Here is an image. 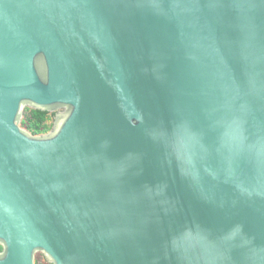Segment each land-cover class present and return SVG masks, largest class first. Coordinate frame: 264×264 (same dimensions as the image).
<instances>
[{
    "label": "water",
    "instance_id": "95a60500",
    "mask_svg": "<svg viewBox=\"0 0 264 264\" xmlns=\"http://www.w3.org/2000/svg\"><path fill=\"white\" fill-rule=\"evenodd\" d=\"M0 247L264 264V0H0Z\"/></svg>",
    "mask_w": 264,
    "mask_h": 264
},
{
    "label": "trees",
    "instance_id": "16d2710c",
    "mask_svg": "<svg viewBox=\"0 0 264 264\" xmlns=\"http://www.w3.org/2000/svg\"><path fill=\"white\" fill-rule=\"evenodd\" d=\"M54 115L27 109L22 126L35 135L48 133L53 127ZM1 249V247H0Z\"/></svg>",
    "mask_w": 264,
    "mask_h": 264
},
{
    "label": "rangeland",
    "instance_id": "374dc122",
    "mask_svg": "<svg viewBox=\"0 0 264 264\" xmlns=\"http://www.w3.org/2000/svg\"><path fill=\"white\" fill-rule=\"evenodd\" d=\"M36 264H50L47 262V260L44 258L42 254L36 255Z\"/></svg>",
    "mask_w": 264,
    "mask_h": 264
}]
</instances>
